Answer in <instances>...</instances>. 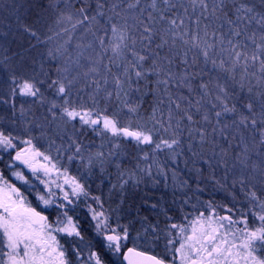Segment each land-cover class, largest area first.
Masks as SVG:
<instances>
[{
  "label": "trees",
  "instance_id": "1",
  "mask_svg": "<svg viewBox=\"0 0 264 264\" xmlns=\"http://www.w3.org/2000/svg\"><path fill=\"white\" fill-rule=\"evenodd\" d=\"M149 3L146 1L145 5ZM115 6L117 4L103 5L100 1L94 4L89 0L81 3L84 15L100 16L98 22L110 25L113 29L117 27L119 20H124ZM148 10L149 12L142 10L139 13L136 5L128 7L133 21L130 22V28L126 25L124 37L129 41L126 39L125 46L117 51L118 65L124 68L121 73L124 78L121 81V74L114 75L120 81L115 98L118 106L109 114L118 119L126 117L127 124L119 125L134 128L136 123L152 125L156 115L159 122H167V117L173 122L175 116L180 120L178 113H183L186 105L194 116L190 130L196 134L189 137L183 163L185 160L190 163L191 159L200 157L199 159L211 165L207 172L193 169L181 174L172 169L175 165L166 163L159 174H151L149 171L142 177L131 170L134 144L123 139L117 155L105 163L99 174L92 176L87 187L89 186L88 190L93 198L102 202L101 209L104 208L108 223H118L115 231L126 234L128 243L119 249L115 259L105 249L103 242L97 239L88 216L82 211L73 216L77 223L79 241L91 248L101 264H122V254L129 248L151 254L166 263L162 243L148 249L144 239L150 232L156 238L168 224L167 219L171 218V224L177 222V210L180 209L185 215L188 214L187 211H196V208L188 206L192 202L188 194L187 202H182L184 197L177 199L176 193H173L176 189L183 192L192 188L205 189L209 192L208 199L203 200L199 193H195L197 201L190 205L201 203L202 206L209 203L216 207H229L226 208L228 213L232 205L239 208L244 196L254 191L258 187L256 184L262 183L261 179L256 180L255 177L257 174L261 176L260 172L264 168V68L260 72L254 65L264 67V1L153 0L152 7ZM48 13L41 7V0H0V49L5 53V60L2 62L19 59V65L35 69V74L27 73L29 76H43V79H49L58 66L56 74L63 73L69 79V71L63 70V64L55 66L54 60L51 64V61L46 63L44 58L40 59L41 50H37L35 39L24 33L32 31L36 36H41ZM91 33L95 34L92 30ZM145 38H149V42H144ZM93 40L92 44L86 42L90 47L85 50V54L95 56L94 60H87L84 55L85 62L83 56L80 62H76V57L71 62V67L74 69L76 66V69L85 72L84 75L87 73L86 77L92 68H97L100 72V68L102 71L108 64V58L105 57L108 54L100 52L99 56L96 47L101 44L98 40ZM96 54L99 56L97 59ZM250 55L255 58L253 61H248ZM25 68L22 74L27 72ZM38 70L42 73H38ZM98 72L97 78L103 79ZM93 77L94 73L86 78L88 86ZM102 87L97 82L94 86H89L92 92L101 89L100 94ZM72 94L73 91L69 89V95ZM102 103L99 100L97 105L103 106ZM125 103L132 119L128 120L129 113L122 109ZM199 111L202 112L201 117H196L195 114ZM104 114L106 112L101 113V116H105ZM200 118L204 124L202 129L199 127L202 124ZM220 123L231 129L233 127L230 135L234 130L238 131L237 125L244 124L247 127L245 132L252 136V141L222 137L217 128ZM94 132L68 128L66 137L82 141L81 144L86 146H99L104 140L100 142L95 139L92 136ZM246 133L243 134L246 136ZM57 135L59 133L55 134ZM53 137L51 135L52 139ZM57 142L61 141H55L56 144ZM214 156L215 161L212 160ZM8 164L4 165L0 161V174L6 182L15 186L7 170ZM257 166V171L250 170ZM242 168L244 174L241 175ZM240 176V185H230L229 179L235 182L238 180L236 177ZM192 182L196 183L190 185ZM242 188L245 191H241ZM29 203L35 206L34 202ZM168 209L172 211L167 212ZM215 210L221 211L220 208ZM165 213L166 217L163 218ZM132 238L134 244L131 245Z\"/></svg>",
  "mask_w": 264,
  "mask_h": 264
},
{
  "label": "rangeland",
  "instance_id": "2",
  "mask_svg": "<svg viewBox=\"0 0 264 264\" xmlns=\"http://www.w3.org/2000/svg\"><path fill=\"white\" fill-rule=\"evenodd\" d=\"M91 1L94 4L98 1L103 5L117 4L115 7L123 15L124 20H119L117 27L113 29L110 25L98 22L100 16H86L82 13L81 3H85V0H41V7L49 12L45 17L42 35L38 37L32 31L24 32L26 36L35 39L37 50H41L40 59L44 58L46 63L51 61V64L54 60L55 66L63 64V70L69 71V79L64 77L63 73L56 74L58 66L49 79L46 77L43 79V76L42 78L29 76L27 73L35 74L33 67L25 68L23 64L19 65L21 62L19 59L3 63L5 53L0 49V161H3L4 165L10 161L7 170L17 186H11L0 174V264H101L91 248L79 241L77 223L73 216L81 211L88 216L97 239L103 242L105 249L115 259L117 258L119 249L128 243V236L116 233L118 223L115 221L114 225L108 223L106 212L104 208L101 209L102 202L98 198H93L87 184L92 176L99 174L107 161L110 162L117 155L118 148L124 141L119 135L121 128L129 129L141 136L140 141L133 143L132 146L134 158L131 170L139 176L144 177L145 172L149 171L151 174H159L160 170H164L162 167L166 163L175 165L176 167L172 169L181 174L193 169L207 172L210 168L211 163L206 164L199 159L200 157L191 159L190 163L186 160L183 163L188 151L189 137L196 134L190 130L194 116L186 105L183 113H178L180 120L175 116L173 122L168 117L167 122L164 120L166 123L163 120L159 122L156 115L152 125L136 123L134 128L120 126L127 124L126 117L118 119L109 114L118 106L115 98L120 81L114 78V75L121 74L124 70L118 65L117 51L125 46L127 37H124L126 35L124 30L126 25L130 28V22L133 21L132 16H129L128 7L131 4L136 5L139 13L142 10L146 13L149 12L148 8L152 7L153 0H89L90 3ZM146 1L150 2L149 5H145ZM91 30L95 32L94 35ZM93 39L101 44L96 47L99 56L100 52L108 54L105 55L108 64L106 63L102 71L101 68L100 72L97 68H92L88 73V77L95 74V77L90 78L94 85L96 82L100 88L103 85L101 94V89L91 91L89 86L94 85L91 83L88 86L86 83L87 73L84 75L85 72L76 69V66L74 69L71 67L74 57L76 62H80L82 56L84 62L85 56L87 60H94L95 56L85 54V50L90 47L86 42L92 44ZM149 40L145 38L144 42ZM99 56L96 54V59ZM252 56H249L248 61L255 59ZM254 67L260 72L264 68L260 64H255ZM24 68L27 72L22 74ZM37 72L42 73L41 70ZM97 72L103 79L97 78ZM123 76L120 75L121 81ZM69 89L73 91L71 96ZM99 100L103 102L105 109L97 105ZM122 109L129 113L128 120L132 119L127 103ZM200 111L193 113L196 117H201ZM105 112L106 115L101 116V113ZM93 121H99L96 129L90 126ZM201 122L203 124L200 118V124ZM202 124L199 125L201 129L204 128ZM243 125H237L238 131L234 130L235 132L230 135L233 127L231 129L220 123L217 125L220 132L217 133L235 140L252 141V136L245 132L247 127ZM68 128L93 130L95 132L92 136L100 142L104 140V143H99V146H86L81 144L82 141H73L72 138L66 137ZM179 129L182 134L179 133ZM57 133L59 135L55 136ZM243 133H246V136ZM51 135L54 136L53 139ZM56 139L61 142L56 144ZM28 149L31 150L36 162L49 169L48 176H35L29 170H23L12 163L14 154ZM212 160L215 161V156ZM250 170L257 171L258 166L251 167ZM240 173L244 174L243 168ZM260 174L261 176L257 174L255 179H261L262 183L256 184L258 187L249 192L254 193L253 195L247 193V196H244L241 206L254 209L261 214L259 220L256 218L251 232L262 236L264 168ZM241 178L242 176L236 177L238 180L235 182L229 179L230 185H240ZM195 183L192 182L190 185ZM192 189L188 192L176 189L173 193H176L177 199L184 197L182 202L189 201L188 194L192 201L190 204L197 201L195 193H199L203 200L208 199L207 190ZM240 190L245 191L244 188ZM30 201L41 204V211L36 212L46 218L43 227H33L27 220L12 215L19 206L33 210L27 206ZM190 204L188 206L191 209L196 208V211L186 210L187 215L181 213L180 209L176 213L173 211L177 222L171 224V218L167 219L168 224L159 232L158 238H155L153 232H148L147 238L144 239L145 246L153 249L162 243L166 264H226L228 257L226 237L230 234L226 208L229 207H216L209 203L202 206L201 203H198L199 206ZM215 208H220L221 211L216 212ZM166 213L163 214V218L166 217ZM247 235L250 236L251 233ZM109 236L119 240L118 244L116 245L114 241L106 243L105 239ZM130 243L134 244L133 238Z\"/></svg>",
  "mask_w": 264,
  "mask_h": 264
},
{
  "label": "flooded vegetation",
  "instance_id": "3",
  "mask_svg": "<svg viewBox=\"0 0 264 264\" xmlns=\"http://www.w3.org/2000/svg\"><path fill=\"white\" fill-rule=\"evenodd\" d=\"M28 150L22 152L20 151L14 154L12 157V163L14 158L27 152ZM13 164L21 167L23 170H29L35 176H48V174L42 172L34 173L32 171L35 166L42 165L36 162L34 157L32 163L25 165ZM33 204L35 206L30 205L28 202L27 206L35 211L42 209L40 203L38 204L34 202ZM20 208L22 207L19 206L17 209ZM245 209L246 208L243 206H239V208H237L232 205L231 209L227 213L226 221L229 226L230 234L226 237L228 249L226 264H264V235L259 236L257 234H252L251 232L256 218L259 220L261 214H258L254 209ZM248 233H251V235H247Z\"/></svg>",
  "mask_w": 264,
  "mask_h": 264
},
{
  "label": "water",
  "instance_id": "4",
  "mask_svg": "<svg viewBox=\"0 0 264 264\" xmlns=\"http://www.w3.org/2000/svg\"><path fill=\"white\" fill-rule=\"evenodd\" d=\"M90 126L91 128L96 129L99 126V121H93ZM119 135L124 140L133 143H137L141 139V136L138 133L126 128H121L119 130ZM30 151L31 150L29 149L27 152L18 155L16 158H14L13 163L20 165L32 163L33 157ZM32 171L34 173L42 172L45 174H50L49 169L45 168L43 165L35 166ZM12 215L26 219L33 227H43L46 223V218L42 214L25 208L14 210L12 212ZM111 241H114L116 245L119 242V240L115 239L113 236H109L105 239L106 243H109ZM121 261L122 264H165L163 261L154 257L151 254L144 253L132 248H129L124 251L121 257Z\"/></svg>",
  "mask_w": 264,
  "mask_h": 264
}]
</instances>
